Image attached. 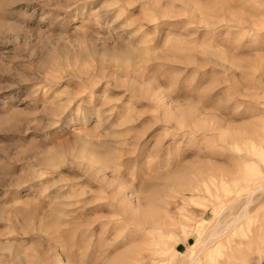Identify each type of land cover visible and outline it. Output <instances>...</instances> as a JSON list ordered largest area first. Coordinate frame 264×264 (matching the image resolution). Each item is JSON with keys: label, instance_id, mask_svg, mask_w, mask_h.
I'll return each mask as SVG.
<instances>
[{"label": "rangeland", "instance_id": "obj_1", "mask_svg": "<svg viewBox=\"0 0 264 264\" xmlns=\"http://www.w3.org/2000/svg\"><path fill=\"white\" fill-rule=\"evenodd\" d=\"M0 264H264V0H0Z\"/></svg>", "mask_w": 264, "mask_h": 264}, {"label": "bare ground", "instance_id": "obj_2", "mask_svg": "<svg viewBox=\"0 0 264 264\" xmlns=\"http://www.w3.org/2000/svg\"><path fill=\"white\" fill-rule=\"evenodd\" d=\"M262 188V187H261ZM249 204V203H248ZM247 208V207H246Z\"/></svg>", "mask_w": 264, "mask_h": 264}]
</instances>
